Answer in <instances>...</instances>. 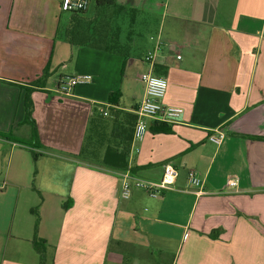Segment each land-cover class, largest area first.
<instances>
[{
	"label": "crops",
	"instance_id": "obj_1",
	"mask_svg": "<svg viewBox=\"0 0 264 264\" xmlns=\"http://www.w3.org/2000/svg\"><path fill=\"white\" fill-rule=\"evenodd\" d=\"M60 1L0 0V133L37 144L0 137V264H38L35 235L45 264H264V0H132L148 12L140 55L70 45ZM46 66L31 92L34 138L23 99ZM148 71L167 81L161 103L183 113L146 119L133 141L126 116ZM82 74L91 81L58 93L61 79ZM90 125L104 137L95 151L85 149ZM116 128L132 133L126 171L103 163L108 147L124 146ZM216 130L220 145L208 140ZM167 163L178 170L171 190L120 196L121 173L158 181Z\"/></svg>",
	"mask_w": 264,
	"mask_h": 264
},
{
	"label": "built area",
	"instance_id": "obj_2",
	"mask_svg": "<svg viewBox=\"0 0 264 264\" xmlns=\"http://www.w3.org/2000/svg\"><path fill=\"white\" fill-rule=\"evenodd\" d=\"M90 0H61L60 10L62 12H85ZM153 52H147L144 60L149 62L153 58ZM140 80L144 84V97L135 110L136 120L133 128V141H141L147 131L146 119H156L167 123H175L182 115L183 109L175 106H168L161 103L167 89V81L161 76L148 71L140 75ZM91 81L90 75H78L72 78L61 79L58 83L57 91L61 94H69L73 88L79 84H87ZM225 137L223 131L216 130L208 136V140L216 145H220ZM120 196L128 199L134 188L141 189L150 197H157L166 190H171L178 176V170L171 164L163 165V174L160 180L150 181L136 177L130 172L120 174ZM187 182L190 186L197 188V193H201L202 180L192 170L187 173ZM228 186H233L234 181L228 180Z\"/></svg>",
	"mask_w": 264,
	"mask_h": 264
},
{
	"label": "trees",
	"instance_id": "obj_3",
	"mask_svg": "<svg viewBox=\"0 0 264 264\" xmlns=\"http://www.w3.org/2000/svg\"><path fill=\"white\" fill-rule=\"evenodd\" d=\"M96 3L98 6L106 5L108 3H100L99 0H96ZM71 14V22L72 24L66 28L63 31V35L65 40L72 46L74 45H85L92 48H98L102 49V46L100 43L101 40L109 38L112 40V38L109 35V31L106 29L109 26L108 21L105 19V14L101 15L99 13L96 14L93 18H86L84 16V12H70ZM101 20V21H100ZM102 21H105L104 23ZM101 26V27H100ZM59 30V28H58ZM106 48H110L108 44H106ZM49 77V68L46 66L42 72V75L40 77V80H37L32 83L33 88H26L25 94H24V108H25V120L30 125L33 133V137L36 138V126L35 122L32 117L33 112V104L31 100V92L41 85H43V82ZM117 96L116 93H111L109 95V100L113 101V97ZM134 119L136 120V116L127 115L126 116V122L130 125L132 122H134ZM116 137L120 138L123 143L122 150L119 151L115 148L108 147L103 158V163L112 168H116L121 171H126L127 168V162L126 157L128 153V148L130 145V142L132 141V133L131 136L129 135V132H125V129L123 128H116ZM0 137L5 139H11L12 141H15L17 143L30 146L32 148H35L37 146L36 143H29L25 140L16 138L15 136L11 135L10 133H0ZM251 139H260L255 137H250ZM32 156L33 159H37L38 154L32 150ZM64 207H66V204H64ZM32 212H35V210H32ZM38 221V219H36ZM36 221V222H37ZM212 238L218 237V230L212 231L209 235ZM32 246L35 252L38 254L39 257V263L38 264H45L46 262V244L43 240L39 239L36 235L34 236L32 240Z\"/></svg>",
	"mask_w": 264,
	"mask_h": 264
},
{
	"label": "rangeland",
	"instance_id": "obj_4",
	"mask_svg": "<svg viewBox=\"0 0 264 264\" xmlns=\"http://www.w3.org/2000/svg\"><path fill=\"white\" fill-rule=\"evenodd\" d=\"M100 3H111L112 4H119L120 7H124V5H128L125 7L127 9L124 14L120 12L123 8L119 9V12L115 9V12H105V9L103 10L101 6H98L96 3V0H90V3L88 5L87 10L84 12L85 17H94L97 13L103 15L106 20L111 21V27H110V34L114 36L113 43L110 41L108 42V45L110 48H113L115 50L119 51H131L134 53H137L140 55L143 51V38L140 31L137 29V22H141L145 20V18L148 15V12H146L145 9L141 10V12L137 13V10L133 8L134 5H138L139 3H135L132 0H99ZM107 5V4H106ZM113 11V9H111ZM64 20L70 16V12H65L63 14ZM137 20L135 21V18ZM101 21V20H100ZM63 21L62 23H64ZM103 23L105 21H102ZM101 27V26H100ZM124 42L122 44L117 43ZM129 43V44H128ZM102 46H107L106 43H100ZM103 133L101 131L95 130L94 127H91L90 125V131L88 133V137L86 140V146L85 149H89V151H95L100 148L102 141H103ZM86 150L82 153V158H89L87 156ZM85 152V153H84Z\"/></svg>",
	"mask_w": 264,
	"mask_h": 264
}]
</instances>
